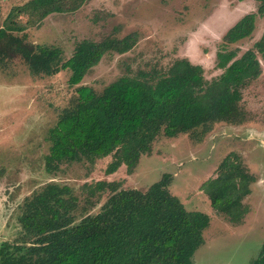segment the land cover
I'll return each instance as SVG.
<instances>
[{"label":"trees","instance_id":"trees-1","mask_svg":"<svg viewBox=\"0 0 264 264\" xmlns=\"http://www.w3.org/2000/svg\"><path fill=\"white\" fill-rule=\"evenodd\" d=\"M255 1L258 14L264 15V0ZM2 2L0 69L7 60L20 58L34 76L70 73L73 95L49 131L50 153L45 158L49 173L64 163L94 166L111 157L106 175L122 166L132 174L153 153L160 137L205 136L217 123L245 120L243 92L262 75L257 52L264 58V33L256 50L249 49L236 60L232 61L235 52L219 53L218 67L224 72L211 81L201 65L182 58L167 69H128L98 91L83 83L88 72L107 54L129 52L135 36L82 41L65 61L60 48L31 43L26 32L54 13L78 11L88 0H23L3 20ZM258 14H246L233 25L223 38L224 46L251 37ZM255 182L241 157L231 153L203 189L217 213L239 224L249 211L243 201ZM172 184L170 173L145 191L123 188L116 181L85 182L79 188L83 204L69 185L50 181L24 198L18 208L22 233L16 242H3L0 264H193L210 217L188 210L172 194ZM106 193L98 212L76 222ZM252 264H264V244Z\"/></svg>","mask_w":264,"mask_h":264},{"label":"rangeland","instance_id":"rangeland-1","mask_svg":"<svg viewBox=\"0 0 264 264\" xmlns=\"http://www.w3.org/2000/svg\"><path fill=\"white\" fill-rule=\"evenodd\" d=\"M22 3L3 0L2 20ZM258 9L255 0H88L78 11L54 13L26 33L31 43L60 48L65 61L82 41L135 36L136 44L129 52L107 54L88 72L83 83L98 91L128 69H167L182 58L201 65L206 80L211 81L224 72L218 67L219 53L235 52L233 61L249 49L256 50L255 44L264 33V15L258 14ZM249 13L258 14L252 36L225 47L226 32ZM257 56L262 75L243 92L245 120L241 124L217 123L209 134L199 137H160L138 170L129 174L122 166L111 175L105 174L111 157L94 166L64 163L56 172H47L49 131L74 91L68 83L70 73L38 77L22 59L7 60L5 69H0V249L4 241L16 242L22 233L18 208L24 198L50 181L69 185L84 204L79 188L85 182L116 181L122 182L123 188L145 191L170 173L172 194L188 210L210 217L204 243L191 262L252 264L264 244V58L258 52ZM231 153L239 155L256 178L253 193L243 201L249 211L239 224L217 213L203 189ZM108 196L104 194L76 222L98 212Z\"/></svg>","mask_w":264,"mask_h":264},{"label":"flooded vegetation","instance_id":"flooded-vegetation-1","mask_svg":"<svg viewBox=\"0 0 264 264\" xmlns=\"http://www.w3.org/2000/svg\"><path fill=\"white\" fill-rule=\"evenodd\" d=\"M255 183H256V182H255ZM255 183H254V184H255ZM252 186H253V185H252ZM252 191H253V189H252ZM252 193H253V192H251V194H252ZM251 194H250V195H251ZM250 195H249V196H250Z\"/></svg>","mask_w":264,"mask_h":264}]
</instances>
